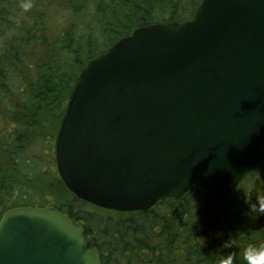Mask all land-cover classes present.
<instances>
[{
	"label": "water",
	"instance_id": "water-1",
	"mask_svg": "<svg viewBox=\"0 0 264 264\" xmlns=\"http://www.w3.org/2000/svg\"><path fill=\"white\" fill-rule=\"evenodd\" d=\"M264 153V0H200L183 21L136 28L81 67L55 140L79 200L130 212L191 189L219 197ZM218 264H249L244 253ZM0 264H101L54 205L0 217Z\"/></svg>",
	"mask_w": 264,
	"mask_h": 264
},
{
	"label": "trees",
	"instance_id": "trees-1",
	"mask_svg": "<svg viewBox=\"0 0 264 264\" xmlns=\"http://www.w3.org/2000/svg\"><path fill=\"white\" fill-rule=\"evenodd\" d=\"M199 1L0 0V217L60 206L93 237L101 264H218L264 238V153L219 197L194 188L142 211L99 208L66 187L74 198L56 204L40 186L47 172L59 180L55 138L84 63L136 28L185 20Z\"/></svg>",
	"mask_w": 264,
	"mask_h": 264
},
{
	"label": "rangeland",
	"instance_id": "rangeland-1",
	"mask_svg": "<svg viewBox=\"0 0 264 264\" xmlns=\"http://www.w3.org/2000/svg\"><path fill=\"white\" fill-rule=\"evenodd\" d=\"M53 170L55 169L53 168ZM39 182L40 186H42L50 194V198L53 203L59 204L65 196H68L71 199L74 198L69 195L68 191H66L61 179L59 178V180H57L56 178H53L52 173H45Z\"/></svg>",
	"mask_w": 264,
	"mask_h": 264
},
{
	"label": "clouds",
	"instance_id": "clouds-1",
	"mask_svg": "<svg viewBox=\"0 0 264 264\" xmlns=\"http://www.w3.org/2000/svg\"><path fill=\"white\" fill-rule=\"evenodd\" d=\"M27 5H25V9H27ZM262 204H264V199L261 200ZM260 213H264V207H261L258 210ZM244 258L249 264H264V246L260 248L250 247L244 253Z\"/></svg>",
	"mask_w": 264,
	"mask_h": 264
}]
</instances>
